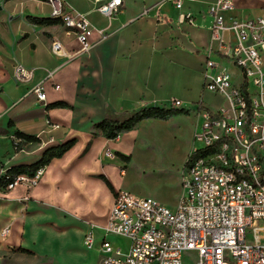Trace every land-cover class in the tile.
<instances>
[{"label":"crops","instance_id":"crops-1","mask_svg":"<svg viewBox=\"0 0 264 264\" xmlns=\"http://www.w3.org/2000/svg\"><path fill=\"white\" fill-rule=\"evenodd\" d=\"M66 1L94 26L86 51H78L75 33L63 23L32 19L53 18L46 0H0V175L76 139L42 168L32 186L20 182L0 191V264H100L102 228L115 195L99 176L116 192L123 188L127 162L115 152L132 159L147 120L116 139L93 136L95 125L143 107L203 104L192 96L204 92V47L212 21L207 8L215 0H182L181 7L172 0H122L111 18L95 9L106 0ZM232 2L230 14L239 19L264 12V0ZM185 14H191L189 21H182ZM54 39L63 56L52 52ZM18 64L30 70L27 78H16ZM224 66L237 77V69ZM57 102L68 106L50 107ZM16 131L41 142L22 143L16 151L14 142H21ZM4 226H10L8 236L1 235ZM92 227L95 244L89 247L85 236Z\"/></svg>","mask_w":264,"mask_h":264},{"label":"built area","instance_id":"built-area-1","mask_svg":"<svg viewBox=\"0 0 264 264\" xmlns=\"http://www.w3.org/2000/svg\"><path fill=\"white\" fill-rule=\"evenodd\" d=\"M46 1L51 16L75 33L78 51H86L95 30L90 20L66 0ZM172 1L182 6V0ZM121 6L122 0H106L95 9L111 18ZM232 7V0H215L207 8L212 21L203 89L224 103L197 108L201 129L189 156L204 152L186 163L188 156L182 168L177 207L118 190L102 228L100 264H264V12L239 19L230 14ZM190 17L185 14L182 21ZM51 50L64 55L59 40L52 41ZM225 64L237 69L236 78ZM28 71L18 64L15 76L27 78ZM36 92L45 98L42 87ZM41 170L19 175L8 188L20 182L32 186ZM9 233L10 226H4L1 235ZM85 242L94 246V227Z\"/></svg>","mask_w":264,"mask_h":264},{"label":"rangeland","instance_id":"rangeland-1","mask_svg":"<svg viewBox=\"0 0 264 264\" xmlns=\"http://www.w3.org/2000/svg\"><path fill=\"white\" fill-rule=\"evenodd\" d=\"M192 65L195 67L198 64ZM199 95L195 90L192 97L195 101L201 99L212 109L224 103L220 95L207 90H204L202 97ZM198 106L197 103L191 105L188 113L169 119H145L147 122L140 126L142 135L131 150L132 159L127 163L122 189L136 195L154 197L171 209L177 207L182 193L181 171L192 153L194 133L201 129ZM195 145L202 147L203 142L196 141ZM2 191L6 192L8 188ZM117 241L123 239L117 238ZM186 261L190 264V261Z\"/></svg>","mask_w":264,"mask_h":264},{"label":"trees","instance_id":"trees-1","mask_svg":"<svg viewBox=\"0 0 264 264\" xmlns=\"http://www.w3.org/2000/svg\"><path fill=\"white\" fill-rule=\"evenodd\" d=\"M32 19L38 23H58V22L63 23L61 18H42V19L32 18ZM67 106L68 104L64 102H57L50 105V107H67ZM189 111H190L189 109L177 108V107H161V106L143 107L137 111L128 114L125 117L104 118L101 122L95 125V131L93 132V136L97 137L102 135L109 139H116L121 134L134 129L139 122L145 119H169L175 115L188 113ZM15 135L17 138L21 140V142L18 143L14 142V147L16 151H19L22 148V143L25 144L30 142L33 143L41 142L39 137L31 134H26L21 131H16ZM75 143H76V139L73 138L64 143L48 147L44 150L42 157L38 161L30 164H21V165L13 166L7 169L3 174L0 175V191L2 190L6 191L8 185L13 183L15 179L21 174H26L30 176L35 175L39 170H41L47 164H49L52 161V159L64 155V153L68 151ZM89 146L90 143L88 144L86 149H88ZM203 152L204 151L201 150L189 156V159L186 163H188L195 156L202 154ZM115 154L120 159L126 161L127 163L131 161L130 155H124L121 152H115ZM124 168L126 167L124 166ZM99 177L106 182L110 190L114 193V195H116L117 192L113 187L112 183L109 181V179L104 175H100ZM22 251L30 253V251L25 249H22Z\"/></svg>","mask_w":264,"mask_h":264}]
</instances>
